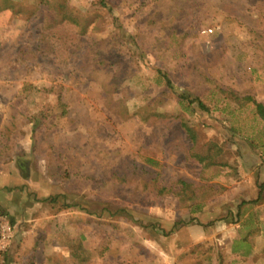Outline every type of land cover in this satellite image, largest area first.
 <instances>
[{"label": "rangeland", "instance_id": "374dc122", "mask_svg": "<svg viewBox=\"0 0 264 264\" xmlns=\"http://www.w3.org/2000/svg\"><path fill=\"white\" fill-rule=\"evenodd\" d=\"M106 1L0 10V264H264V121L242 101L264 106V0Z\"/></svg>", "mask_w": 264, "mask_h": 264}, {"label": "trees", "instance_id": "16d2710c", "mask_svg": "<svg viewBox=\"0 0 264 264\" xmlns=\"http://www.w3.org/2000/svg\"><path fill=\"white\" fill-rule=\"evenodd\" d=\"M5 3L6 4H4V6L2 8H0V10H5V9L9 8V5H8L9 0H5ZM99 3L103 8H107V9L111 10V7H108L110 5L106 0H99ZM60 7H63V6H60ZM51 9H53V10L59 9V6L51 4L49 6L48 10H51ZM61 17H62V21H61L62 23L67 22L68 24L75 25L79 29H81L82 24H80V19L73 17L72 14L65 12V13H63V15ZM55 18H56V21H58L56 16H55ZM52 25H54V24H52ZM84 30H86V29L82 28V31H84ZM41 50L48 51L50 49L48 46L42 45ZM158 78H159L158 79L159 83L164 84L169 90L177 93L178 90L176 89V87L174 86L173 82L170 80V78L168 77L167 74H164L160 77L158 76ZM222 93H225V91H222ZM178 97L180 99L181 105H183V106L186 105V107L188 109L192 108L194 106V104H196L197 108H199L200 110H202L204 112H210L209 107L203 101H201V99L199 97L198 98L197 97L191 98L189 95H187V93H183V92L178 93ZM242 101L244 103L251 104L255 109V113L264 121V106L261 103L257 102L255 99H253L252 97H249V96L243 98ZM41 114L43 115L44 113H41ZM181 127L184 129V131L187 134V137L190 139V141L195 145L197 140H198V133H197L196 129L194 127L190 126L188 124V122L185 121L184 119H182V121H181ZM252 144L255 145L257 148L260 147L264 152L263 147L257 145L256 143L255 144L252 143ZM221 154H222V148L219 145H217L215 142H210L207 146V150L205 153L193 152L192 157L194 159H196L200 164H202L203 167L208 168L210 166H215V165L221 164L219 159H218L221 156ZM21 169L24 170V167L21 166ZM178 184L181 185V189H180V193H179L180 198L183 199L184 201H191V200L195 201L198 195H201V193H204L206 191L205 187L198 188V186H195V188H197V190H196V189H194L193 184H189L188 182H186L184 180H180L178 182ZM161 190L162 191H159V192L162 194L163 191H165V190L164 189H161ZM260 190H261V192H260L258 199L252 201L251 202L252 204H259L262 201H264V200H262L264 185L260 186ZM60 198H62V196L58 194V195L51 196L50 198H47V200L49 202H51L52 204H57ZM195 204H193L192 206L189 207L190 210L192 211V213H197V212L201 211L202 206L199 205V203H197L196 205ZM201 204H203V203H201ZM245 204H248V203L242 202L239 206V209H241ZM72 206H75V205H70L67 203H65V205H64L65 208H70ZM105 210H108V209H104V211ZM123 212H126L127 214L129 213L128 210L122 209L119 207V208H116V210L113 212V214L116 215V214L123 213ZM93 213L98 214L97 212H93ZM7 215H8V213L5 211V209L0 206V220L3 219L4 217H6ZM9 224L12 227L15 225V223L13 221H9ZM249 246L250 245H248V247ZM249 249H250V247H249ZM1 264H10V260H9V257L7 255H5L3 257V263H1Z\"/></svg>", "mask_w": 264, "mask_h": 264}, {"label": "built area", "instance_id": "2783aa9c", "mask_svg": "<svg viewBox=\"0 0 264 264\" xmlns=\"http://www.w3.org/2000/svg\"><path fill=\"white\" fill-rule=\"evenodd\" d=\"M212 32V31H211ZM14 233V227L8 222L1 221L0 223V249L6 248L10 243Z\"/></svg>", "mask_w": 264, "mask_h": 264}]
</instances>
